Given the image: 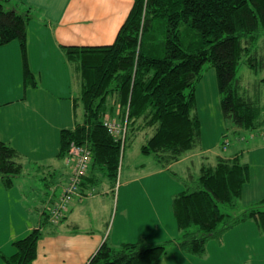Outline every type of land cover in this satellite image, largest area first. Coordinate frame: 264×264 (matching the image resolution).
Returning a JSON list of instances; mask_svg holds the SVG:
<instances>
[{"label": "trees", "instance_id": "1", "mask_svg": "<svg viewBox=\"0 0 264 264\" xmlns=\"http://www.w3.org/2000/svg\"><path fill=\"white\" fill-rule=\"evenodd\" d=\"M8 5L9 0H0V46L18 42L22 82L34 86L26 54L30 11ZM62 49L76 67L79 91L74 100L82 114L73 128L59 131L56 156L68 158L71 144L88 149L96 173L92 178L83 176L81 186L84 180L96 179L107 180L112 187L117 184L123 149L103 126L105 115L125 122V141L128 126L133 135L148 130L140 153L151 155L163 168L201 147L200 124L192 111L195 84L206 63L215 70L220 110L233 131L253 133L264 127L259 94L250 97L242 92L236 78L242 65L257 77L264 73V0H132L111 44ZM260 82L264 76L257 85ZM227 146L223 143L221 148ZM240 150L216 157L213 166H201L197 178L172 191L170 213L175 228L182 231L175 242L180 250L201 254L208 239L248 219L264 233V196L237 215L224 210H238L236 201L249 178V165L241 162ZM18 157L14 147L0 139L4 187L10 188L22 173ZM41 216L43 223L12 242L10 255H0L2 264H33L50 210L43 209ZM165 252L164 244L150 246L142 239L117 246L104 241L87 264H158Z\"/></svg>", "mask_w": 264, "mask_h": 264}, {"label": "crops", "instance_id": "2", "mask_svg": "<svg viewBox=\"0 0 264 264\" xmlns=\"http://www.w3.org/2000/svg\"><path fill=\"white\" fill-rule=\"evenodd\" d=\"M55 2H50V5ZM131 4L132 0H65L54 16L48 11L43 12L46 19L41 25L43 29L31 34V37L34 36L36 39L31 40V37L28 39L27 29L28 65L36 75L38 86L44 85L45 91L44 89L39 91L45 96L43 102H40L34 95L35 89L38 88L35 86L32 89L33 95H28V101L26 94L14 101L21 102L20 104H23L21 106H15L7 99L0 101V139L9 143L19 153L17 162L23 168L32 170V174L22 173L13 179L11 188L17 192V201L24 204L29 199L40 200V206L36 208V210L39 208L36 215L29 213V224H25L23 229L18 227L16 231H12L8 236L9 242L8 239L4 240L0 246V255H10L13 252V241L23 238L31 229L43 223L41 221L43 207L53 205L58 199L70 173L71 165H68L65 159L56 156L58 134L61 129L73 128L78 122L74 120L76 107L74 97L78 94L79 86L75 76L76 67L70 65L62 46L111 44ZM32 7L34 8V4ZM43 37H47V40ZM12 43L7 45L12 47ZM56 73L57 79L54 77ZM43 81H46L47 85ZM3 94L5 95V90H1L0 83V97ZM26 111L30 112L29 116L26 115ZM34 122L37 125H34ZM21 145L30 147L27 151L21 148ZM37 145L42 150L44 145L50 147L47 151L39 152L36 150ZM219 156V154L208 156V149L199 146L185 152L178 161L167 165L166 168L158 164L151 168L150 172L144 173L142 168L134 166L125 173L121 172L120 179L123 181L119 183L117 190L107 180L101 182L96 179L86 183L84 180L80 196L74 197L67 205L65 216L55 224H46L41 230L42 237L37 242L33 264H87L104 241L112 246H117L123 241H133L127 234L128 232L130 235L133 234L130 230L133 226L134 229L138 228L135 230L138 237L134 239H142L150 246L157 244L162 237V226L166 224L169 228L172 226L173 220L170 218L172 191L179 190L181 188L179 184H189V179L197 178L201 166H213L216 157ZM94 173L96 169L90 166L86 175L92 178ZM30 175L35 179L32 181L26 179ZM151 178L152 180L162 178L168 182L170 180L174 189L166 195L165 192L162 193L161 185L154 184L153 193L149 186L143 185L146 182H142ZM100 185L101 190H97ZM140 198H144V201L139 200ZM118 205L122 215L117 219L116 233L112 224L110 235L108 230L110 214ZM136 205L143 214L134 209ZM79 211L84 212L86 216L85 222L81 224L71 221L75 220V214ZM136 214H139L138 219L145 215L143 218L145 220H137L136 224V219L133 218ZM130 217L132 222L128 221ZM141 226H150L149 231L144 230L145 234L137 232L143 230Z\"/></svg>", "mask_w": 264, "mask_h": 264}, {"label": "rangeland", "instance_id": "3", "mask_svg": "<svg viewBox=\"0 0 264 264\" xmlns=\"http://www.w3.org/2000/svg\"><path fill=\"white\" fill-rule=\"evenodd\" d=\"M53 1L56 2L53 5H50V2ZM64 1L65 0H9V5L15 6L17 11L30 8L31 13L29 15L31 18L30 24L28 25V39L30 40L29 37H31V34H36L37 31L43 29L41 26L42 22L46 21L43 17V12L46 13V11H48L54 16ZM33 4L34 8L36 7L35 10L32 7ZM22 5L25 6L22 7ZM34 39H36V37H31V40ZM43 39L47 40V37H43ZM11 45L12 47L9 45L0 46V83L1 90H5V95L3 94L0 97V101L7 99L12 101L15 106H21L23 105L20 104L21 102L15 103L14 101L18 98L24 97L25 94L27 95L26 98L28 101V95H33L32 89L34 86H38V83L36 75L33 74L35 76V85L32 86L28 84L25 86L23 84L22 61L18 49V42L14 41ZM18 53L19 55H16ZM57 75V73L54 74L56 79L58 77ZM263 76L264 73L260 77H257L252 70L243 65L238 69L236 74V78L241 87L240 90L250 97H254L255 93H258L261 104L262 102L264 103V82H260L257 85V80ZM43 83L47 85L46 81H43ZM39 89L41 91L44 89L45 91L44 85L40 84L38 88L35 89L34 95L39 98L40 102H43L45 95L40 94ZM26 91L28 92L26 93ZM194 93L195 103L192 115L197 116L199 120L201 146L203 149H208V156L211 155V157H213L215 154H219L228 157L235 150L241 149L239 151L242 152L239 155V157L242 155L240 160L242 163L249 165L248 181L242 185L241 196L236 201V208H238V210L230 211L229 209H224L226 212L230 213L231 216L237 215L240 211L256 205L264 196V127L253 133L248 131H233L234 127L230 120L225 119L222 116L216 73L214 68L208 63L204 64L200 71L199 79L195 84ZM75 106L74 120L77 122L80 121L82 110L80 103H77ZM116 112H119L117 108ZM26 115L29 116L30 112L26 111ZM34 125H37V123L34 122ZM129 129L130 126H128L126 141L123 142L125 147L123 148L120 161L118 183L123 181V179H120L121 172L125 173V171L130 170L134 166L142 168V172L147 173L150 172L151 168H155V165H158L153 161L154 159L151 155H143L139 150V146L146 141L149 131L146 130L142 132V135H133L130 133ZM144 135H146V137ZM240 135L244 137L242 141L238 138ZM225 140H229V145L225 149H222L221 146ZM55 141H57L56 138ZM29 147L30 146L27 147L21 145V148L26 149L27 151ZM49 147L50 145H44L42 150V148L37 145L36 150L44 152L47 151ZM22 173L32 174V170L22 167ZM35 174L38 173L35 172ZM19 176L13 179L18 178ZM26 179L32 181L35 177L30 175L27 176ZM142 182H146L143 183V185L149 186L153 193L154 184L161 185L162 193L165 192L166 195L169 194V191L173 186V183L170 180L168 182L162 178L157 180H152L151 178V180H143ZM181 185L183 184H180V186ZM114 186V189L117 190L118 184ZM0 187L3 188L2 190L0 188V246H2L5 239H8V242L10 241L8 236H10L12 231H16V228L18 227L23 229L25 224L27 225L30 223L28 220L30 218L29 213L37 214L36 212L39 210H36V208L40 206V200L35 201L29 199L27 200L28 202L23 204L22 202L20 203L17 201V192L11 187H4L1 180ZM27 187L30 188L32 186ZM101 187L102 185H100L97 190H101ZM42 192L43 191H41V193ZM28 193L32 195L31 192ZM114 194L116 195V191ZM156 196L157 195H153V197ZM139 200L144 201V198H140ZM34 203L36 204L34 205ZM134 209L139 212L142 211L138 209V205H136ZM120 210V206L118 205L117 209L114 208L110 214L111 220L108 227L110 232L107 231L110 235H112L110 230L112 224L114 225V232L116 233L117 219L119 215H122ZM71 211L72 209L70 212ZM138 215L139 214H136L135 216L133 215V218L136 219V224H138L137 220H145L143 219L145 215H141L140 219H138ZM85 220V213L79 211L75 214V220L71 221L81 224L82 222H85ZM128 221L132 222L133 220L130 217ZM171 223L172 226L170 228L166 223L165 226H162V237H160L158 244H164L166 252L160 258L158 264H264V233L259 231L254 220L248 219L244 222L237 223L222 232L220 236H214L211 239H208L203 252L198 255L185 252L176 247L175 242H179L182 231L174 227L173 221H171ZM57 227H59V225ZM149 227L150 226H141L143 230L137 232L145 234V231H149ZM121 228L123 227L121 226ZM137 229H134L133 226L130 229L133 231V234L130 235L129 232L127 233L128 236L133 239V241L130 242L137 241V239H134L135 237H138V233H135V230ZM123 232L126 233L124 230ZM121 237L122 236H120V240Z\"/></svg>", "mask_w": 264, "mask_h": 264}, {"label": "built area", "instance_id": "4", "mask_svg": "<svg viewBox=\"0 0 264 264\" xmlns=\"http://www.w3.org/2000/svg\"><path fill=\"white\" fill-rule=\"evenodd\" d=\"M103 126L116 140L123 142L125 136L124 124L105 117L103 119ZM224 144L227 146L228 142H225ZM68 155L69 156L66 158V163L71 164L72 171L67 183L61 191L58 201L50 208L51 221H56L59 219L62 213L66 210L67 203L72 199L73 196L77 195L82 177L85 175L89 165L90 153L88 149L86 150L71 145Z\"/></svg>", "mask_w": 264, "mask_h": 264}, {"label": "bare ground", "instance_id": "5", "mask_svg": "<svg viewBox=\"0 0 264 264\" xmlns=\"http://www.w3.org/2000/svg\"><path fill=\"white\" fill-rule=\"evenodd\" d=\"M123 142H125V140ZM123 142H121V143H123Z\"/></svg>", "mask_w": 264, "mask_h": 264}]
</instances>
